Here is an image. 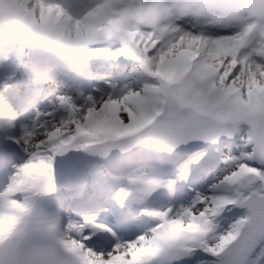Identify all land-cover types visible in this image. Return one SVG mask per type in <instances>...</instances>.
Masks as SVG:
<instances>
[{"label":"snow or ice","instance_id":"obj_1","mask_svg":"<svg viewBox=\"0 0 264 264\" xmlns=\"http://www.w3.org/2000/svg\"><path fill=\"white\" fill-rule=\"evenodd\" d=\"M87 7L88 0H68L65 7L52 0L14 5L29 17L43 14V20L35 22L34 36L25 41L31 54L13 57L8 54L9 43L0 44V171L4 173L0 264H109L117 252L123 255L129 246H143L145 241L151 246L149 255L127 258L124 264H148L147 258L154 255L167 256L166 264H264V54L256 53L258 40L264 38L259 31L249 34L244 46L224 56L218 66L209 62V56L217 54L214 50L203 52L187 71L181 69L175 82L167 83L147 74L146 65L131 56L97 55L104 50L116 53L122 36L113 39L112 34L101 33L78 64L64 55L72 45L89 42L81 31L85 21L76 22L74 14L65 18L48 13H65V8L74 13ZM199 11L235 30L215 35L183 23L180 27L194 40H207L224 51L225 40L235 39L244 24L252 22L234 25V10L225 4L201 5ZM260 23L264 30V22ZM167 44L165 37L148 57L155 62L166 54L162 49ZM41 50L48 55H41ZM58 61L63 67L57 66ZM206 68L211 72L205 75ZM103 69H120L116 83L122 90L113 98L127 95L129 89L141 96L147 86L160 89V94L150 97L146 126L127 145L110 149L107 155L90 151L83 142L95 127L87 118L93 102L113 82L103 80L104 89L92 83ZM38 70L54 73L62 82L78 80L83 74L89 86L80 88L78 100L67 104L61 98L70 93L49 92L45 98L51 97L50 106L41 108V93H33ZM85 93L89 100L84 99ZM77 103L82 107H70ZM121 119L127 123L128 113H121ZM62 128L66 131L60 135ZM178 128L199 131L179 136ZM70 152H82L88 159L68 156ZM21 156L19 163L14 162ZM218 160L221 167L213 182L200 191L196 185ZM98 167L126 170L142 184L135 206L120 201L116 185L101 180ZM242 177L258 182L259 194L217 193ZM163 196L168 203L158 202ZM185 197H189L187 204L174 203ZM28 200L45 205L38 221L45 248L22 260L18 239L29 230L20 217L28 214ZM238 207L244 214L230 218L228 214ZM136 231L138 235L126 238ZM10 236L17 239L6 240Z\"/></svg>","mask_w":264,"mask_h":264},{"label":"bare ground","instance_id":"obj_2","mask_svg":"<svg viewBox=\"0 0 264 264\" xmlns=\"http://www.w3.org/2000/svg\"><path fill=\"white\" fill-rule=\"evenodd\" d=\"M31 3V0H0V24L8 29V33L12 36H20L27 31L28 29L36 30V21L43 20V14L40 17H37L33 14L31 17L21 13L20 11L14 8V5H28ZM52 3L59 5L61 7H65L68 4V0H52ZM91 2L88 0V7L85 10L76 11L71 13V10L65 8V13L67 18V14H74L76 18V22L81 20L85 21V25L82 27L81 31L85 32L86 35L90 37L89 42L81 43L79 45H72L69 47L64 55L67 57H73L78 55L79 53L84 51V46L86 44H90L91 41L95 40V37L100 36L101 33H108L107 26L104 25L108 23L110 20V16L103 11L98 10L99 7L90 4ZM146 0H130L128 3L121 0L119 1L121 10L123 14H128L134 12L138 7L144 5ZM25 12L28 11L27 8L24 9ZM65 13H48L50 17L59 16ZM235 25V24H234ZM75 27V23L72 25ZM100 30V34L97 29ZM193 28H196L193 25ZM235 29L232 27L231 31ZM238 36V34H237ZM124 40L121 44V48L117 49L116 53H109L107 50L98 52L97 55H105V56H112L120 54L121 51L130 49V47L126 44ZM225 43L228 45V49L226 51L222 50L219 45H215L212 42L204 41L203 43H199L198 40H194L192 35L186 34L183 29L177 31L173 36L168 39L167 47L162 49V51L166 52L165 55L158 57V59L154 62L150 57H148L147 53L154 48L153 40L145 43L142 42H135L133 45L136 48V52L140 54V57L135 54V52L131 51V55L134 59H137V62L140 63L141 61L146 65L144 69L147 74L154 76L157 80L164 81L167 83L175 82L179 72L181 69L187 71L189 68L188 57H194V52L201 51L203 52H211L215 51L216 55L209 56V62H213L215 65H219L221 59L224 56H231L233 52H236V38L230 39L227 38ZM9 55L13 57H24L27 58V49H21L19 47L12 48L9 45ZM131 50V49H130ZM257 55L264 54V50L261 48L256 49ZM2 55V53H0ZM200 57V56H199ZM198 58L196 59V61ZM195 61V62H196ZM120 69H103L100 73L105 74L106 72H111L113 74H117ZM127 72V70H124ZM211 72V69H204V74H208ZM53 75L52 80L45 81L39 84H35L33 89V93H37V89L39 87H49L52 92L57 90V86H54L53 82L57 78L54 73H50ZM104 79L97 78L92 81L93 84L99 83V87L104 89V84L102 83ZM70 88L65 89L61 92L70 93L71 95H66L65 97L61 98L62 104H67L70 99H77L80 97L81 93L79 91L80 88H87L88 86L83 85L78 80H71L70 81ZM123 87H128L127 84H124ZM122 89L117 86L116 81L112 82L108 85V88L101 93V99L93 102V106L91 111L88 113V120L93 121L95 124L94 129L88 132V134L84 137V147L88 148L90 151L93 152H100L101 150L97 143L103 142L104 140H113L117 136L134 130L140 126H142L146 120V114L149 109L150 104V97L156 94H160V89L156 86H147L146 88V95L141 96L140 93H132L129 89V92L125 96H120L119 98H113V93L118 94ZM187 94V93H186ZM49 99H41L40 107L46 108L49 107ZM84 99L89 100L90 97L85 93ZM99 103V107L97 108L95 105ZM130 105L132 107H130ZM73 108L82 107L79 103L76 105H70ZM126 112L128 113V121L127 123L121 119V113ZM83 123V122H82ZM66 129H61L58 134L62 135ZM84 131H88L85 127ZM68 156H76L79 157L81 160H86L88 157L86 154L82 152L76 153H68ZM22 156L20 159L15 160L14 162L19 163L22 160ZM219 161V160H218ZM221 167V163L216 164L213 168L207 169L206 176L202 179V183L197 184L196 187L200 191H205L207 185L213 182L214 173ZM100 173V179L106 180L109 183H113L116 185L114 192L116 196L122 199L123 194L128 190L129 183L131 181L137 180L133 176H127L122 179L118 178H110L106 176L101 169L98 167L96 169ZM3 177L4 173L0 171V178ZM120 179V180H119ZM248 177H242L237 182L233 184H226L222 187L217 189V193L220 195H227L233 196L236 192H252L253 194H259L261 191L260 187L258 186H248ZM138 183V182H137ZM142 190V184L138 183V187L135 191L134 198L132 199L131 203L135 206V197L136 193ZM147 199V197H145ZM189 197H185L181 200L182 204H187ZM29 202L26 201V204ZM159 203L166 204L168 203L167 197L163 196L159 198ZM176 203V201H174ZM150 209L153 207L152 202H149L147 205ZM156 207L159 208V204H156ZM234 208L232 213H229L228 216L230 218H237L244 214V209L241 208ZM237 212V214H236ZM236 216V217H234ZM194 222V221H193ZM226 226V225H225ZM141 231L143 229H140ZM139 232H133L130 235L126 234V238H133L135 235H138ZM151 250V246L145 241L143 246L135 245L129 246V249L121 255V253L117 252L110 258L109 264H124V261L127 258H131L134 256H148ZM149 264H166L168 257L164 255H154L152 257L147 258Z\"/></svg>","mask_w":264,"mask_h":264},{"label":"water","instance_id":"obj_3","mask_svg":"<svg viewBox=\"0 0 264 264\" xmlns=\"http://www.w3.org/2000/svg\"><path fill=\"white\" fill-rule=\"evenodd\" d=\"M140 130H138L137 132H139ZM198 131H199V129H193V128H178L177 129V135H179V136L194 135ZM136 133L130 134L128 136H122V137H120L119 142H118V148H121V147L127 145L129 143V138L135 136ZM165 158L166 159H174V156L173 157H165Z\"/></svg>","mask_w":264,"mask_h":264}]
</instances>
